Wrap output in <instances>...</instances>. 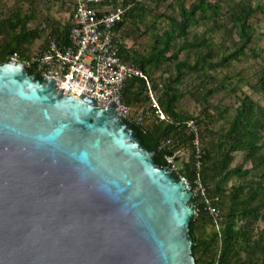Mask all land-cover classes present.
<instances>
[{
    "label": "water",
    "instance_id": "1",
    "mask_svg": "<svg viewBox=\"0 0 264 264\" xmlns=\"http://www.w3.org/2000/svg\"><path fill=\"white\" fill-rule=\"evenodd\" d=\"M30 69L0 65V264H196L186 181L114 101Z\"/></svg>",
    "mask_w": 264,
    "mask_h": 264
},
{
    "label": "trees",
    "instance_id": "2",
    "mask_svg": "<svg viewBox=\"0 0 264 264\" xmlns=\"http://www.w3.org/2000/svg\"><path fill=\"white\" fill-rule=\"evenodd\" d=\"M27 2L28 9L16 2L5 13L0 0V65L12 58L28 60L36 41L43 39L40 26L31 27L38 13L37 1ZM105 2L127 7L113 29L124 59L141 68L154 88L163 85L160 105L167 120L150 116L143 125L128 123L142 144L155 152L160 167H170L167 157L183 152V156L175 157L180 166L175 174L190 184L199 177L207 189L205 196L192 200L197 210L190 224L196 264H264V102L256 98L264 92V65L255 82L249 83L251 92L237 95L234 115L226 125L213 127L215 121L225 120L232 108L212 114L207 106L217 91L226 88V80L219 79L218 71L248 57L257 33L254 18L259 11L264 12V7L255 6L252 0H174L168 4L172 11L161 13L158 9L167 0ZM71 18L72 11L65 24L49 22L51 35L64 46L69 45ZM143 26L151 44L143 50L138 45L130 47L127 40L137 39ZM200 26L205 27L201 33L197 31ZM221 31L233 40L224 53L215 41ZM47 43L45 40L42 47ZM199 74L204 80L196 88L198 93H189L183 88L184 82ZM37 78L46 81L40 75ZM206 79L219 85L211 87ZM236 87L232 91L238 94ZM188 94L204 107L196 117L206 146L199 169L186 127L193 116L180 107ZM123 99L135 109L147 105L150 99L145 80H129ZM167 140L170 145H165ZM238 154L243 160L238 161ZM245 161L250 162L249 167ZM210 205L219 211L218 220L210 214Z\"/></svg>",
    "mask_w": 264,
    "mask_h": 264
},
{
    "label": "built area",
    "instance_id": "3",
    "mask_svg": "<svg viewBox=\"0 0 264 264\" xmlns=\"http://www.w3.org/2000/svg\"><path fill=\"white\" fill-rule=\"evenodd\" d=\"M71 2L69 45L64 46L52 36L49 23H43L40 29L46 34L44 39L48 42L47 46L21 62L41 75L50 77L55 81L58 91L64 88V94L75 98H79L80 94L92 97L102 109H107L108 104L114 101L118 105L115 107L117 114L128 122L143 125L150 116H154L158 121L167 120L160 105L163 85L159 84L158 88H154L152 81L141 68L124 59L120 45L114 38L113 29L122 20L127 7L107 4L105 0ZM133 78L145 80L150 99L147 105L138 109L123 99L125 86ZM186 127L192 137L195 166L199 169L206 154L201 125L197 118H190ZM170 143L171 141L167 140L165 145ZM178 154L184 155L181 152L167 157L168 163L175 171L180 168L175 158ZM182 178L192 191L193 198L207 194V189L199 177L193 184ZM209 211L215 220L219 219V211L214 206L210 205Z\"/></svg>",
    "mask_w": 264,
    "mask_h": 264
},
{
    "label": "rangeland",
    "instance_id": "4",
    "mask_svg": "<svg viewBox=\"0 0 264 264\" xmlns=\"http://www.w3.org/2000/svg\"><path fill=\"white\" fill-rule=\"evenodd\" d=\"M3 2V9L5 13H8L7 11L11 8H13L14 5H16V2L20 3V6H23L24 8L29 7V4L27 0H1ZM36 6L38 9L37 17L35 21L31 24V27H39L43 23H49L50 21H59L61 24H65L70 20L71 17V11H72V2L71 0H54L52 3H48L46 0H36ZM174 0H167V2H164L162 6L158 9L161 13L172 11L168 4ZM253 4L255 6L261 5L264 7V0H252ZM64 2V4H63ZM119 2H122V0H119ZM153 5L155 6V3L153 2ZM254 25L257 30L255 41L251 45V49L249 52V55L247 58L243 59L242 61H238L233 63L232 66L229 68H224L222 70H219L218 77L219 79L226 80V88H221L219 91H217L212 98L210 99L209 103H207V106H209V109L212 114H216L219 110H224L226 107H231L232 109L230 112L226 115L225 120H222L220 122L215 121L213 123V127L215 129L221 128L222 126L226 125L233 117L235 112V107L238 104V96L243 92H251L249 88V83L255 82L257 79V75L264 65V12L259 11L254 18ZM204 26L197 27V31L201 33L204 30ZM145 27H142V30L138 33L137 39L131 38L128 40V45L135 46L138 45L139 49L148 47L152 40L148 35L144 33ZM46 34L43 33V39L36 41L32 48V52H38L43 47V44L45 43V37ZM237 36L235 35L234 38ZM215 41L218 45V50L224 53L229 50V47L232 46L233 40L229 38L227 35L224 34L223 31L217 33L215 36ZM42 47V48H41ZM24 62V61H23ZM226 75H228V78H225ZM202 79V80H201ZM204 79L201 78L200 74L199 76L192 75L186 79L184 82L183 88L190 92L198 93L196 88L200 83H202ZM206 83L210 84L212 86L219 85V82L216 83H210V79H206ZM233 83V85H232ZM238 86V94L233 92L232 88ZM237 88V87H236ZM200 95H203L201 93ZM257 99H260V101L264 102V92L261 93V95H256ZM134 108L136 106H133ZM180 107L189 112L193 117L196 118L201 114V111L204 107L191 95L188 94L180 103ZM151 118H155L152 116ZM209 140V137H208ZM243 160L242 156L238 154V161ZM245 166L249 167L250 162L245 161Z\"/></svg>",
    "mask_w": 264,
    "mask_h": 264
},
{
    "label": "crops",
    "instance_id": "5",
    "mask_svg": "<svg viewBox=\"0 0 264 264\" xmlns=\"http://www.w3.org/2000/svg\"><path fill=\"white\" fill-rule=\"evenodd\" d=\"M127 43H128V40H127Z\"/></svg>",
    "mask_w": 264,
    "mask_h": 264
}]
</instances>
